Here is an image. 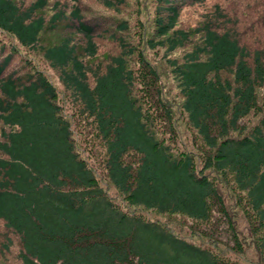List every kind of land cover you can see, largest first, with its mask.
<instances>
[{
	"label": "trees",
	"instance_id": "16d2710c",
	"mask_svg": "<svg viewBox=\"0 0 264 264\" xmlns=\"http://www.w3.org/2000/svg\"><path fill=\"white\" fill-rule=\"evenodd\" d=\"M100 2L0 0V264H264V48Z\"/></svg>",
	"mask_w": 264,
	"mask_h": 264
},
{
	"label": "rangeland",
	"instance_id": "374dc122",
	"mask_svg": "<svg viewBox=\"0 0 264 264\" xmlns=\"http://www.w3.org/2000/svg\"><path fill=\"white\" fill-rule=\"evenodd\" d=\"M127 7L119 12L121 16H124L127 12L134 14L135 18L138 12L147 10L151 15L154 14L155 5L159 4L163 0H126ZM86 4H92L94 6H101L100 0H85ZM103 5V4H102ZM208 17L213 18L217 25L228 26L235 31L240 32L241 39L248 43L250 46L259 45L264 48V0H183L179 23L181 26L189 27L196 26L203 23ZM130 36L135 38L136 36H142V24H138L131 20ZM153 27L150 25L148 30ZM223 28V27H222ZM101 53L105 51H116L117 47L115 43L108 39H100ZM150 59L158 68L160 74V80L158 83L161 85L162 92L166 94L170 100H180L181 95L179 88L176 86V81L172 77V71L170 68L168 56L173 54L180 55L183 49H179L176 52H167L165 47L157 46L150 48ZM42 54L37 52L32 58V63L23 64L16 62L20 65H24V69H30L34 63L39 68H42L45 73L51 75L53 78L54 71L50 68H45L42 63ZM28 59V57H27ZM180 128H184L182 122ZM102 181L106 183L105 178ZM18 246L14 245L12 250L6 254L2 259V264H16V250Z\"/></svg>",
	"mask_w": 264,
	"mask_h": 264
}]
</instances>
